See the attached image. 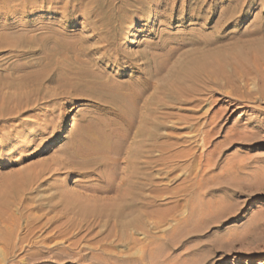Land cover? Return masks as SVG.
Segmentation results:
<instances>
[{
    "label": "rangeland",
    "instance_id": "obj_1",
    "mask_svg": "<svg viewBox=\"0 0 264 264\" xmlns=\"http://www.w3.org/2000/svg\"><path fill=\"white\" fill-rule=\"evenodd\" d=\"M66 1L69 3L67 10L64 8ZM79 1L53 0L52 7L59 8H49V4H46L30 10L25 17L28 21L26 29H29L31 36L35 35L36 46L41 47L39 43L43 38H49L47 44L21 61L13 58L3 64L7 66L12 61L21 63V70L10 74V78L16 83L22 80L28 102L26 111L16 119L0 122V193L4 191V184L14 176H21L22 172H32L63 159L66 149L77 145L80 134L92 130L110 131L117 125L126 141L121 142L122 153L112 158L123 166L127 156H130L126 151L131 146L134 131L143 126L155 128L156 124L163 121L165 128L160 129L161 133L168 131L176 145L171 150L173 158L168 179H162L161 166H157L154 181L159 189L155 193L156 207L166 203L170 210L169 221L166 229H163L156 215L141 216L142 222L146 223H140L143 230L139 229L141 226L129 228L121 233L124 234L121 241H113L112 250L126 255V258H101L98 249L106 240V227L97 224L92 228H74L64 223L65 218L60 217L59 210L49 208L47 197L55 192L60 193L61 187L75 194L80 192L89 195L92 201L106 193L85 184L86 180H94L97 177L95 174L78 175L62 170L61 174L46 177L47 182L51 183L49 188L46 185L33 187L32 192L30 190L25 194L35 200L33 204L37 207L27 211L23 205L14 204V216L21 219V227L15 231L18 236L14 233L15 237L10 242L15 245L17 255L7 254L9 246L4 239H0V258H6L5 255L10 260L28 258L27 251L22 250L20 245L29 250L32 245L29 238L38 237L43 239V255L39 261L31 264H264V139L244 144L236 140L239 135L244 136L253 130L252 126H243L250 111L240 105L231 106L227 111L228 98L224 97L211 108L208 102L200 105L170 104L172 95L169 92L174 76L187 63L202 57L204 53L220 49L229 52L234 48L263 43L264 0H216L212 8H209V4L214 0H204L202 5L205 8L199 20L190 19L194 0H82V7L73 11L72 6ZM127 8H131V11H126ZM64 9L65 12L62 11ZM182 9L185 15L180 16ZM87 11L89 15L83 13ZM95 13L97 16L102 15L108 24H114L122 17H132V27L127 29L130 32H127L126 39L116 41L133 55L132 63L135 64L127 65L123 62L118 65L108 60L103 62L100 60L101 54L95 52H90L88 56L77 55L75 48L79 49L85 43L91 45L97 38L85 26ZM231 15L233 18H229ZM206 16L209 17L208 24L203 27L201 24L205 22ZM220 20L221 27L226 25V20L230 26L222 30L223 37L215 38L213 28ZM55 42L72 43V47L56 48ZM143 49L149 50L150 62L147 58L139 59ZM82 60L85 63L81 64ZM145 60L147 64H144ZM107 63L111 65L107 66ZM81 68L98 72L102 69L105 72L101 70L102 73L114 77L123 87L122 92H127L121 102L125 110L98 101L94 97L95 90L84 84L88 81L96 82L93 78H84L81 79L82 83L78 82L75 78L78 74L75 72ZM117 71L121 74L115 75ZM147 72H151V78L145 81ZM66 78L72 79L75 85L70 82L66 84ZM0 85L4 87V92L16 94L18 90L16 85L12 88ZM138 88H142V93L136 99L134 93ZM129 103L131 106L127 108ZM260 105L264 106V100ZM147 108H153L155 112L150 113ZM170 110L172 115L162 118L163 113H169ZM146 114L151 116L150 121L142 125V118ZM214 115L219 116L218 132L205 149L202 140L211 125L204 127L202 123ZM261 117L264 119V114ZM243 130H246L245 133ZM258 130L259 135L263 136L264 127ZM5 135L7 137H3ZM138 138L143 139L138 136L135 140ZM102 171L108 177L114 176L111 167ZM58 186L60 189L56 188ZM165 186L169 190L162 193ZM194 202L201 206L210 202L220 204V209L209 211L205 208L208 213L216 211V214L211 212L208 215L202 208L194 210ZM219 215L220 218L217 217ZM30 219L34 231L28 235V240L20 242L26 232L25 224ZM74 221H77L76 218ZM0 230L2 235L5 229L0 226ZM148 231L156 235V243H164L158 246L156 258L139 257L143 250L155 247L156 243L150 247L145 246L149 240L146 236ZM139 240L140 243H137Z\"/></svg>",
    "mask_w": 264,
    "mask_h": 264
},
{
    "label": "bare ground",
    "instance_id": "obj_2",
    "mask_svg": "<svg viewBox=\"0 0 264 264\" xmlns=\"http://www.w3.org/2000/svg\"><path fill=\"white\" fill-rule=\"evenodd\" d=\"M205 1H193L194 6L193 12L190 14V19L199 20L201 18L203 8H205V5L202 4ZM215 2L216 0L212 1L209 4V8H212V6L215 5ZM82 3L83 1L81 0V2L79 1L74 6H72V4L71 6L73 7V11L79 10V8H81L83 5ZM46 4H49V8L54 5L53 0H0V84H4L5 86L10 88H12V86L15 87L16 85V88L18 89L16 90V94L4 92V87L0 85V122L14 120L19 116V114L26 111V102H28V98L25 96L26 91H24L25 89H23V82H21V80L20 83H16L17 81L13 82L10 78V74L21 70L22 65L21 63H15V61H12L10 63L8 62L9 64L7 66H4L3 64L13 58H15V60L17 61H21L30 53H36L39 48L42 49L43 47H45L49 38H43L40 40L41 42L39 43V45L41 47L36 46L37 40L34 39L35 35L31 36L28 33L29 29H26L28 21L25 19V17L30 12V10H34V8L37 6H45ZM52 8L59 7L55 6ZM64 8H66V10L67 8H69V3L67 4V1L65 2ZM235 8L239 9L237 5H235ZM168 10L172 9L168 8ZM62 11L65 12V9ZM126 11H131V8H127ZM184 12L185 11L183 9L180 10V16H183ZM83 13L88 14V11ZM230 17L233 18L232 15L229 16V18ZM204 19V25L201 24L203 27L208 24L207 20H209V17L206 16L204 17ZM221 22V20L218 21L216 26L213 28L212 33H214L213 37L215 38L223 37L224 34H221L222 30L225 28V26H230L228 20H226L224 23L226 25H223L222 27ZM86 23L87 24L85 26H88V29L91 30L94 33V37L97 38H95L91 45L85 43V45H80L81 47L79 49L75 48V51L78 56H88L90 52H95L101 54L102 58L100 60L103 62L105 60H108L109 62L113 61L115 64L118 65L123 62L127 65L135 64L132 63L133 55H131L128 51H126V49L118 45L116 41L117 39H126V35L128 32L127 29L133 23L131 16H126V18H119L114 24H108L104 20L102 15L97 16V14L95 13L94 16L92 15L90 21H87ZM63 42H55L57 46L56 48L72 47L71 42V44H66L67 42ZM163 43H165V41ZM148 55L149 50L143 49L142 52H140L139 59L147 58V61H149ZM122 58H124L125 60L122 61ZM80 63H85V60H82V62ZM136 64L138 66L140 65L137 62ZM144 64H147L146 60ZM106 65L110 66L111 63H107ZM101 70L100 72H98L95 70H91L90 68L83 70L81 68V70H76L75 73H77L78 75H75V78L78 80V82L81 83L83 81L81 79L93 78V80H95L96 82L88 81L84 84H86L90 88H93V91L95 90L94 97L104 104H114L116 105L117 109L120 108V110L122 111L125 107L121 105V102L123 101L125 93L127 92L123 93V87L115 81L114 77L108 76L109 74L105 75V72L102 70L104 72L102 73ZM149 73L151 74V72ZM149 73L147 72V74L145 75V81L149 80V77L151 76ZM119 74H121L119 71L115 73V75ZM66 79V84L70 82L72 85H75L73 84L72 79ZM172 80L173 81L172 83L170 81L171 84L169 86V92H171L172 95V98H170V104L178 103L181 105H190L195 103L200 105L201 103L203 104L204 102H208L209 107L211 108V106L216 105L220 98H228L226 107L227 111L230 109L231 106L234 105L246 107L247 110L250 111L248 120L243 124V126L246 128L252 126L253 130L249 134H243L244 136H241V134L238 136V138L236 137L237 142L241 144H244L245 142L255 143L257 141L259 142V140L264 139V135L260 136L258 130L261 127H264V119L261 117L264 114V106L260 105L261 102L264 100V42L261 44L257 43L252 47L243 46L239 48H234L229 52H225V50L222 51L220 49L212 50L206 54L204 53L202 57L187 63L182 68V70L177 73L176 76H174V79ZM78 82L75 83L79 84ZM229 87L230 89H226ZM141 93L142 88H138L135 91L134 96L136 97V99ZM148 94L150 93L148 92ZM130 104L131 103H129L127 108L131 106ZM168 106L171 107V105ZM153 108H147V110L150 111V113L155 112V109ZM126 111L128 112V110ZM141 112L140 115H142ZM167 115H172L171 110L169 113H163L162 118L164 116L166 117ZM150 117L151 116L148 117L146 114L142 118L144 121H142L141 119L142 125L145 121L146 124L149 123ZM199 124H201V122ZM219 124V116L215 115L212 117H208V119L202 123L204 127H209V125H211V127L207 131L205 129L206 132L202 140L203 148L206 149V147L212 143L213 136H215L218 132ZM162 128H165V124L163 121L159 122V124H156L155 128L143 126L141 128L138 127L137 130L135 129V134L134 136L132 135L133 138H130L132 140V142L130 141V145H133V147L130 146L129 150L126 151L128 152V154H130V156H127L125 165L123 164V166L122 164L120 166L119 161L117 162L115 161V159L112 158V156L120 155L122 153V149L120 148V146L121 142L123 143L125 139L122 134L118 131L119 129L117 125H115V127H112V130L110 131L92 130L81 133L80 139L77 141V145H75V147L67 148L65 152V157L63 159L56 160L54 163H50V165L47 163L48 166H41L40 169H34V171L32 172L27 170L26 172H22L23 175L20 176V174H18L19 176H14L13 179H9L7 183L5 182V186H3L4 191L1 190L3 192H1L2 194L0 193V226H2L5 230L2 231V235L0 234V239H4L6 245L9 246L7 248V254H13L14 256L17 255L15 245H12L13 242L11 244L10 241L12 238L15 237V231L18 230L19 227H21L19 223L21 219L19 218V216H14V204L23 205L24 209L27 211L37 207V205L33 204L35 200L32 197L26 196L25 194L27 192H30V190L32 192L33 187L41 188L42 186L46 185L45 187L49 188L51 186V183L47 182L46 177L48 175L52 176L61 174L63 172L62 170L67 171L70 174L77 173L78 175L88 173L95 174L97 177L94 178V180H86L85 184L93 187L97 191L106 193V195H104L103 197L93 198L94 201H92L89 195H85L80 192L75 194L73 193V191L70 192L69 189L67 190L65 187H61L60 193L55 192L49 197H47V199H49L48 203H50L49 208L51 210L58 209L61 213L60 217L63 219L65 218L64 223H69L70 226L74 228H78L79 226V228H82L84 226L86 228H92V226H97V224H102L106 227V240L102 239V241H104L98 249V254L101 256V258H126V255L123 256V254H120L118 252L116 253L112 250L114 244L113 241L114 239L117 242L121 241L123 238L122 236L124 235H121V233H124L129 228L140 227L142 225L140 223L144 222H142L143 219L141 216L144 217V215H149L153 217L156 215L158 217V221L161 222L160 224H162L163 229H166L167 223L169 221L170 210L166 203L163 204V206L156 207L157 195H155V193L159 189L157 188L156 182L154 181L156 178L154 170L157 166H161L163 174L162 179H168V175L171 172L170 166L173 158L171 150L172 147L176 145V142L171 140L172 135L168 131L165 133H161L160 129ZM138 136L142 137L143 139L138 138L137 140H135ZM3 137L7 136L5 135ZM229 140L231 141L232 138ZM107 167L112 168L115 177H108V175H104L102 170L106 169ZM56 188H59V186ZM148 190L150 192L147 193ZM168 190L169 189L165 186L161 192L166 193L168 192ZM219 206L220 204L214 205L211 204V202L203 204L202 206L197 202H194L192 204V208L194 210H197V208H202L204 209V212L206 211L207 213L210 210H219ZM39 208L41 207L38 206V209ZM205 208L210 210L207 211ZM202 209H200L201 213L203 211ZM211 212L208 213V215L211 214ZM213 212L215 213L216 211ZM194 213L195 212H193L192 214ZM217 217L220 218V215ZM74 218H76L77 221H74ZM158 221L156 222L157 225ZM33 225L34 224L31 219L26 222V232L24 231L25 234L24 236L22 235L23 237L20 238V240H22L20 242L24 243L25 239H27V237L29 238L28 235L32 232V230L34 231V229H32L34 227ZM142 226L139 229L143 230L144 228H142ZM145 230L147 229L145 228ZM138 232L140 231L138 230ZM153 235H151V233H149L148 231V234L146 236L149 240L145 243V246L150 247V245L152 246L153 243L157 242L158 238L156 237V235ZM33 238H29V243H32L31 246L29 245L30 252L29 250L23 249L24 246L22 247V245H20L22 250L27 251L26 257L28 258H13L10 260L5 255L6 258H0V264H31V262L39 261L41 256L43 255V239L40 240L38 237H35L34 239ZM99 243H101V241ZM137 243H140V240ZM160 243H156L157 245L155 244V247L152 248L147 247L148 249L143 250L139 257L156 258L159 253L157 252V248L160 247L159 245H164V243ZM142 244L144 245V243ZM2 245L5 246V244ZM20 246H18V248ZM94 246L96 247V245ZM96 248H98V246ZM20 252L22 251L20 250Z\"/></svg>",
    "mask_w": 264,
    "mask_h": 264
}]
</instances>
